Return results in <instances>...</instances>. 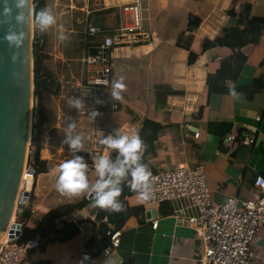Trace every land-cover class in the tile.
<instances>
[{"label":"crops","instance_id":"0c3cea01","mask_svg":"<svg viewBox=\"0 0 264 264\" xmlns=\"http://www.w3.org/2000/svg\"><path fill=\"white\" fill-rule=\"evenodd\" d=\"M132 1L111 0L113 4L109 9L116 10L117 14L112 13L110 18L118 16V23L111 27L117 28L120 24L119 7ZM142 6L144 27L153 34L154 42L150 46L114 51L112 84L124 76L137 75L136 71H141V68L140 73L147 83L142 93L146 99L149 97L148 108L145 109L143 104V110L148 115L144 113L139 118L137 129L130 121L120 120V102L124 107L129 106V102L136 106L145 100H137L129 94L114 101L109 97L111 85L107 92L99 94L97 127L123 135L133 131L139 134L144 120L160 124L161 129L152 148L147 154H141L151 174L172 170L179 165L199 167L214 203H224L230 197L250 199L255 193V177L260 175L264 178V36L258 43H250L241 49L246 58L243 73L252 75L261 85L250 100L244 93H237L236 97L212 95L207 99L206 76L218 69L220 61L231 55V50L220 47L202 52L201 49L205 40L215 39L224 28L233 25L239 16L241 18L246 7L251 17L249 23H264V0H147ZM196 19L199 25L189 31L188 22ZM86 20L87 17L81 21L80 33ZM109 22L110 19L103 20V28L110 26L107 25ZM80 33L78 39H81ZM180 37L184 45H189V50L176 46ZM189 52L197 55L192 64L188 63ZM228 86L232 83L228 82ZM169 91L175 94L166 96ZM114 105L116 109L112 108ZM85 106L78 112V131L80 128L88 130L91 125L86 102ZM258 115L260 120L256 121ZM109 117L113 121L110 129L106 126ZM252 128L256 130L254 143L242 145L241 138ZM227 130L236 135L235 143L226 141ZM45 134L40 160L47 166L54 155L48 150V142H44ZM194 134L199 136L194 137ZM65 147L68 148L67 145ZM56 152L63 153L64 148L59 147ZM112 153L113 150L107 147L102 151V155L111 156ZM77 155L88 157L83 152ZM91 167L95 170L94 164ZM58 174L52 170L34 176L30 195V202L33 200L31 215L38 211L42 218L53 205H60V199H55L53 204L50 200ZM131 191L126 198V218L118 230L121 232L120 246L109 256L102 255V235L95 220L99 207L94 206L93 199L85 193L88 205L65 219L76 224L79 232L68 241L46 242L41 245L38 256H29L24 264H79L84 254L89 255L94 264H198L200 241L187 225V220L196 214L190 204L175 201L152 205L141 198L138 190ZM153 222H157L155 229L152 228ZM36 226L27 227L33 229ZM60 227L61 224L57 230ZM108 228L112 230L114 227L109 225ZM251 253L249 264H264V227L257 233Z\"/></svg>","mask_w":264,"mask_h":264},{"label":"built area","instance_id":"2783aa9c","mask_svg":"<svg viewBox=\"0 0 264 264\" xmlns=\"http://www.w3.org/2000/svg\"><path fill=\"white\" fill-rule=\"evenodd\" d=\"M144 0H133L119 7L120 24L117 28L105 30L91 25L88 19L84 22L81 34L84 54L79 62L82 67L81 80L83 85L77 95L88 99L89 110H96L99 115L91 123L88 130L77 131L85 137V147L81 151L93 162L106 147L100 143L102 135L116 132H106L96 126L100 117V93L107 92L112 85L113 62L112 53L127 47L150 46L154 42L153 34L144 27L141 3ZM92 12H86L87 18ZM129 18V23H127ZM61 82V81H60ZM62 89L63 86L60 85ZM103 105V104H102ZM105 106V105H103ZM116 109L117 106H113ZM260 116H256V121ZM256 130L250 129L241 138L244 146L255 141ZM199 134H194L198 137ZM236 135L228 131L226 141L235 143ZM30 142L28 144V153ZM27 153V157H28ZM94 164V163H93ZM26 171H33L32 179L22 182L21 192H27L26 201L21 197L16 204L12 218V228L0 241V264H24L29 256H38L41 250L39 238L20 242L24 209L29 206L35 171L26 162ZM150 193L146 199L148 204H162L175 201H186L196 211L195 216L187 220V225L193 229L200 241V256L198 264H249L252 259L251 246L257 233L264 227V178L257 175L253 186L255 193L248 200L230 197L224 203H214L210 198L201 168H190L179 165L172 170L151 174L149 179ZM33 213L32 208L29 211ZM157 222H153L155 229ZM121 232L114 231L110 237V245L102 251L103 256H109L120 246ZM89 256V255H88ZM90 257V256H89Z\"/></svg>","mask_w":264,"mask_h":264},{"label":"trees","instance_id":"16d2710c","mask_svg":"<svg viewBox=\"0 0 264 264\" xmlns=\"http://www.w3.org/2000/svg\"><path fill=\"white\" fill-rule=\"evenodd\" d=\"M32 7V19L34 23L35 11L46 7L45 0H32ZM114 12L117 14L116 10L114 9L94 11L90 14L88 20L92 21L97 17H100L103 20L110 19V22L107 24L110 26H104V29H114L115 27L111 26H115L114 24L118 23V16H113L112 20L110 18V15H112ZM237 19L234 21L233 25L224 28L222 33L215 37V39L205 40L202 44V52L220 47H226L231 50V55L220 61L218 69L214 73H208L206 76L205 85L207 99H209V97L212 95H230V89L234 88L236 93H244L246 95V99L250 100L257 90L261 88V85L252 77V75L249 76L243 73L246 58L242 54L241 49L250 43L256 44L260 41V39L264 36V23L260 21L259 23H249L251 17L249 15L248 7L244 9L241 18L239 16ZM198 25L199 21L197 19L194 21L190 20L188 22V30L192 31L197 28ZM75 26L79 30L82 28V25L76 24ZM176 46L182 49L187 48L186 50H189V45H184L181 37L176 41ZM45 47V35H41L40 37L35 35L32 41V124L30 148L27 157V164L35 171V175L46 172V163L40 160V151L42 150L41 142L45 133L42 125L47 119V115L45 113L46 109L42 102V96L44 94L57 95L59 92V83L56 81L55 77H53L52 73L48 71L43 65L42 52L44 51ZM196 58L197 55L189 52L188 63H194ZM228 82H231L232 86H228ZM174 94V92L169 91L166 96ZM160 129V124L151 122L149 120H144L142 122L139 136L144 142V150L142 152L143 154H147L150 151ZM228 131L229 130H227V132ZM60 141L61 140L55 139L53 136L49 137V144L51 145V148L60 147L61 145L59 143L57 144V142ZM117 155L118 153L113 150L110 158L115 160ZM141 162L146 165L144 156L141 157ZM121 187L122 193L118 199L123 204V210L120 212H113L99 208L96 213L95 220L99 224L98 230L102 235L100 240L102 251L110 245V237L112 233L114 231H118L119 228H121L126 218L124 213V209L127 207L126 198L130 196L132 191L127 182L122 183ZM88 203L89 202L85 198H82L73 204H65L52 209L41 218L38 225L33 229H30L26 226V222L31 216L29 213L31 207H26L22 217L24 225L22 227L20 242L39 238L40 241H42L41 245H43L46 242L70 240L79 232V230L76 224L67 222L65 219L75 212L83 210L88 205ZM60 224L61 227L59 230H57V227H59ZM109 225L113 226L114 228L112 230L109 229ZM91 243H93V241Z\"/></svg>","mask_w":264,"mask_h":264},{"label":"rangeland","instance_id":"374dc122","mask_svg":"<svg viewBox=\"0 0 264 264\" xmlns=\"http://www.w3.org/2000/svg\"><path fill=\"white\" fill-rule=\"evenodd\" d=\"M144 1H142V3ZM142 3L140 7L143 13L144 6H142ZM45 4L46 7L49 8L52 14L55 16L56 23L52 25L48 30L40 32L32 22V41L35 35L37 37H40L41 35H45L46 47L42 52L43 65L48 71L52 73L53 77H55L56 81L59 83V92L57 95L44 94L42 96V102L45 106L46 109L45 113L47 115V119L42 125V127L46 132L45 136H47L44 139V142L45 143L48 142V150L50 151V153L54 155L53 158H51L50 162L48 161L46 166V172L50 173L52 172V170L58 171V165L63 161H65L66 159H70L73 155V154L69 155L70 150L65 147V144L63 143L62 140L64 139L65 130L67 128V124L69 120L71 119L76 121L79 112L71 107L69 103V99L70 97H77L81 88L80 86L83 85L81 81L83 79L82 70H81L82 67H81V63L79 62V60H81V58L83 57V54L81 55V49L83 48V44L81 39H78L80 31L78 28H76L75 25L76 24L81 25V21L85 20L87 17L86 14L87 11L90 12L99 11L100 8L102 7L109 9L113 3L111 2V0H104V1L103 0H45ZM143 19L145 20V17ZM129 22L130 21L128 19L127 23ZM60 35H63L65 39L64 40L59 39ZM139 70L141 71H136L137 75H131V76L127 75L122 78V83L125 85V88L121 92V97L126 98L127 95L133 94L132 96H135L137 100H141V98H144L143 100L145 101H139V104H137L136 106L133 105V102H129V106L126 105L124 107L122 106L123 105L122 102L119 103V105L121 104L119 113H122V116H119V119L120 120L123 119L124 121H130L131 123H133V125L135 124V129L139 127L138 125L139 118H141L142 115L146 113L143 110L144 109L143 104H145V109L148 108L147 99L149 98L147 97L146 99V96L143 95L142 93L147 87V83L145 82L142 74L140 73L142 72V69L139 68ZM60 85L63 86L62 89L60 88ZM109 97L110 99H112L110 95ZM81 99L84 102H86V105L88 106V99L87 98L84 99L81 98ZM97 101L100 102L99 97L97 98ZM114 101L116 100L114 99ZM123 101H127V100H123ZM144 115L147 116L148 113ZM115 116H113V119ZM108 120H107L108 124L106 122V126L110 129L111 127L110 125L113 124V121L111 117H109ZM76 122H77V128L75 131L77 132L78 121ZM31 124H32V117H31ZM82 131H83L82 128H80V132ZM54 132L56 134H54ZM50 136L51 137L53 136L55 139L61 140L60 142H57V144L59 143L61 145L60 147L64 148L63 153L58 154V152H56V150L59 147L51 148V145L49 144ZM30 138H31V130H30ZM83 157L89 165L88 171L86 173L89 183L90 184L94 183L97 179L95 170H93V168L91 167L94 162L89 157H85V156ZM53 190L54 191L51 193V196L53 195L54 197L52 196L50 200L51 202L53 201L52 202L53 204L55 199H60V202H58V204L60 205L58 206L53 205V207H51L52 209L57 208L66 203L71 204V202L85 198L86 196L85 194L86 192H82L74 195H66L59 193L56 190V187H54ZM87 195L89 194L87 193ZM31 198L32 199L34 198L33 192ZM29 206L30 207L33 206V200L29 203ZM41 216L42 215L38 211L35 214L31 215L30 219H28L26 222L27 226L30 227L36 226L38 224L37 222H40Z\"/></svg>","mask_w":264,"mask_h":264},{"label":"water","instance_id":"95a60500","mask_svg":"<svg viewBox=\"0 0 264 264\" xmlns=\"http://www.w3.org/2000/svg\"><path fill=\"white\" fill-rule=\"evenodd\" d=\"M32 15V0L23 7L17 0H0V241L12 228L16 204L28 195L21 183L32 117ZM91 25L103 28V19L94 18ZM8 33L17 35L18 45L4 39ZM25 174L32 179L33 171Z\"/></svg>","mask_w":264,"mask_h":264},{"label":"clouds","instance_id":"9594fccd","mask_svg":"<svg viewBox=\"0 0 264 264\" xmlns=\"http://www.w3.org/2000/svg\"><path fill=\"white\" fill-rule=\"evenodd\" d=\"M29 0H17L18 7H23ZM17 16V20H21ZM34 23L40 32L48 30L56 23V18L47 7L35 11ZM4 39L10 44H19L15 33H8ZM59 39L65 37L60 35ZM125 85L121 80L113 82L110 91L112 99L120 100L121 92ZM230 95L236 97L235 89H230ZM99 103V101H97ZM69 103L77 111L86 108L85 102L79 97H70ZM87 110V118L90 123L94 122L99 115L96 110ZM77 122L69 120L63 143L73 153L70 159H66L58 165V178L56 180V190L61 194L74 195L86 192L94 201V206L101 209H108L113 212L123 210V204L118 199L122 193V183L127 182L131 189L138 190L142 199H148L150 193L149 179L151 172L147 166L141 162V154L144 150V142L139 134L133 131L131 134L116 133L102 135L100 143L109 150H115L118 155L115 160L109 155L98 156L94 160V169L97 179L94 183H89L87 171L88 163L84 157L77 155L85 147V137L82 133L76 132ZM79 264H94L87 254H84Z\"/></svg>","mask_w":264,"mask_h":264},{"label":"bare ground","instance_id":"6f19581e","mask_svg":"<svg viewBox=\"0 0 264 264\" xmlns=\"http://www.w3.org/2000/svg\"><path fill=\"white\" fill-rule=\"evenodd\" d=\"M25 179H26V174H24L22 182L28 180V179H26V180H25ZM28 181H30V180H28ZM22 184H23V183H21V186H22ZM4 238H5V236L1 239V241H2Z\"/></svg>","mask_w":264,"mask_h":264}]
</instances>
